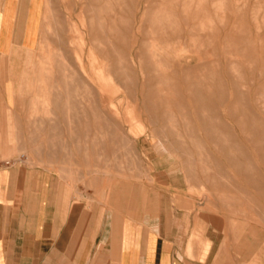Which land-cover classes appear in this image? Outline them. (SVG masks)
<instances>
[{"label":"crops","instance_id":"crops-1","mask_svg":"<svg viewBox=\"0 0 264 264\" xmlns=\"http://www.w3.org/2000/svg\"><path fill=\"white\" fill-rule=\"evenodd\" d=\"M155 2L143 0L138 21L130 24L125 0H90L88 22L79 24L67 14L71 0H0V264L251 261L244 228L232 226L228 215H212L198 194L188 191L199 174L163 178L151 172L152 186L126 189L124 126L118 113L110 105L100 107L103 97L96 107L93 96H77L88 93V82L77 80V72L60 70L77 68L73 51L89 54L91 69L100 60L103 96L106 82L125 73L119 54L130 32L131 63L160 62L156 49L161 46L140 37ZM114 4L122 6L117 11ZM160 4L150 21L160 27L164 19L172 24L173 1ZM143 45L155 50L145 53ZM155 77L172 84L166 74ZM165 102L170 106L168 98ZM94 165L114 171L95 175ZM202 175L204 180L208 174ZM158 181L166 188L159 193ZM174 195L180 197L176 204ZM260 260L264 264V257Z\"/></svg>","mask_w":264,"mask_h":264},{"label":"rangeland","instance_id":"rangeland-1","mask_svg":"<svg viewBox=\"0 0 264 264\" xmlns=\"http://www.w3.org/2000/svg\"><path fill=\"white\" fill-rule=\"evenodd\" d=\"M71 1L67 14L79 24L88 20L90 0ZM125 1L130 23H136L143 0ZM161 1L145 15L140 33L144 41L161 46L156 49L160 62L143 59L140 64L136 59L132 64L130 32L119 54L125 73L106 82L103 96L100 60L91 69L90 55L73 51L77 69L60 70L77 72V80L88 82V93L77 96H93L96 107L103 97L100 107L110 105L118 113L119 126H124L126 189L152 186L151 172L163 178L199 174L198 184L188 185V191L197 193L212 215H228L232 226L244 228L241 235L252 247L248 263L259 264L264 257V0H172L173 23L164 19L160 27L150 17L163 7ZM121 6L114 4V9ZM147 48L143 45L145 53ZM153 50L155 46L148 48ZM116 53L112 63L118 60ZM158 73L171 77L172 84H161ZM30 157L35 160V154ZM100 167L94 165L95 175L114 171ZM203 172L208 174L204 180ZM163 189L158 181L156 191Z\"/></svg>","mask_w":264,"mask_h":264},{"label":"bare ground","instance_id":"bare-ground-1","mask_svg":"<svg viewBox=\"0 0 264 264\" xmlns=\"http://www.w3.org/2000/svg\"><path fill=\"white\" fill-rule=\"evenodd\" d=\"M154 1V0H153ZM182 1V0H181ZM166 4V3H165ZM164 5V4H163ZM165 6V5H164ZM168 7V6H167ZM118 11V10H117ZM163 12V11H162ZM221 12V11H220ZM125 16V15H124ZM127 16V15H126ZM143 17V16H142ZM89 18V17H88ZM129 18V17H128ZM87 20V19H86ZM169 20V19H168ZM173 20V19H172ZM131 22V21H130ZM117 24H118V22H117ZM131 24V23H130ZM207 26V25H206ZM112 32V31H111ZM86 33V32H85ZM86 35V34H85ZM84 35V36H85ZM93 36V35H92ZM108 38V37H107ZM89 40V39H88ZM98 43V42H97ZM140 43H143L142 42V40H141V42ZM111 44V43H110ZM97 45H99V43L97 44ZM142 46V45H141ZM140 46V47H141ZM208 46V45H207ZM61 51V50H60ZM85 51V50H84ZM44 53V52H43ZM46 54V53H45ZM49 56V55H48ZM52 57V56H51ZM132 57V56H131ZM51 60H52V58H51ZM108 63V62H107ZM107 63H105V64H107ZM42 63L40 62V65H41ZM107 66V65H106ZM106 68V67H105ZM59 69V68H58ZM77 69V68H76ZM60 71V70H59ZM46 72V71H45ZM116 72V71H115ZM125 72V71H124ZM61 76V75H60ZM108 76V75H107ZM111 75H109V77H110ZM112 78V77H111ZM114 79V78H113ZM118 79V78H117ZM110 80V79H109ZM51 81V80H50ZM54 81V80H53ZM64 81V80H63ZM55 83V82H54ZM50 84H52V83H50ZM238 87V86H237ZM254 171V170H253ZM252 175V174H251ZM257 181V180H256Z\"/></svg>","mask_w":264,"mask_h":264}]
</instances>
